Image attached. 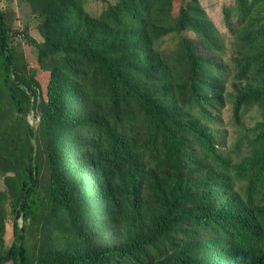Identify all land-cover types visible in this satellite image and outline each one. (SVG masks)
<instances>
[{"label": "trees", "instance_id": "trees-1", "mask_svg": "<svg viewBox=\"0 0 264 264\" xmlns=\"http://www.w3.org/2000/svg\"><path fill=\"white\" fill-rule=\"evenodd\" d=\"M27 1L43 19L47 41L40 46L41 53L59 59L45 70L49 74L46 99L40 98L39 85L35 83L36 88L31 79L13 78L16 62L10 29L0 8V90L5 91L9 111L23 115L32 110L40 116L52 183L44 194L38 192L42 172L38 140L28 152L18 136L34 138V130L26 123L22 130L15 126L9 132L8 128V134L0 136L4 185L0 233L9 202L15 243L0 252V264H169L171 257L173 264H264V123L250 130L253 138L239 137L230 150L218 148L214 136L198 127L211 109L224 105L227 78L223 79L221 71L206 58L196 57L189 40L181 39L176 62L185 70L184 83L181 99L174 104L170 89L149 93L141 85L154 79L141 70L142 64L132 63L136 47L103 48L98 37L106 25L99 34L80 36L85 24L80 23L85 19L81 3L86 0ZM163 1L120 0L101 18L120 30L144 29L152 7ZM260 1L236 0L224 16L229 21L228 13L235 10L245 21L249 7ZM180 7L176 31L190 30L209 44L202 12L193 5ZM258 36L264 38V32ZM250 75L264 78V52L246 60L237 77ZM242 97L243 103L253 105L264 100V89ZM65 102L81 114L66 116ZM241 105L234 114L237 123ZM243 149L246 156H241ZM86 167L94 182L92 206L107 204L115 216L122 211V217L139 221L144 192L150 188L148 176L156 175L148 170L164 171L153 189L160 210L152 217V233L139 242L131 237L120 248L95 254L58 253L48 246L30 255L24 244L25 230L17 225L20 218L41 223L53 234H81L83 224L77 228L72 222L70 196L89 201L88 189L82 188ZM159 187L169 190L168 202ZM65 216L72 223L68 230L62 222Z\"/></svg>", "mask_w": 264, "mask_h": 264}, {"label": "rangeland", "instance_id": "rangeland-1", "mask_svg": "<svg viewBox=\"0 0 264 264\" xmlns=\"http://www.w3.org/2000/svg\"><path fill=\"white\" fill-rule=\"evenodd\" d=\"M118 1L120 0H86L81 3L85 19L80 23L85 22V24L80 28V32L83 33L80 34L78 30L77 33L81 37L90 32L99 34L100 27L106 25L102 35L98 37V42H103V48L136 47L138 50L134 54L132 63L142 64L141 70L149 72L148 77L154 79L148 83L142 81L141 85L146 87L149 93L165 88L170 89L172 103H177V105L181 99L180 92L183 89L184 82L182 81L185 72L184 68L176 62L179 52L178 46L181 39L189 40V44L195 48L196 57L209 60L217 70L221 71L223 79L227 78L223 85L224 105L211 109L207 119L199 121L198 127L203 129L207 135L214 136L218 148L222 150H230L235 145L236 140L243 135L253 138L255 133L250 132V130H256L259 125L264 123V100L253 105L248 104V102L243 103L242 94L251 96L258 90L264 89V78L256 80L250 75L245 79H239L237 75L245 65L246 60L255 58L264 52V38L258 36L264 32V0L249 7L250 10L245 21H242L245 18L237 17L236 13H233L235 10L228 13L229 21L224 16L226 8L234 6L236 0H164L162 4H156L152 7V17L144 29L128 26L132 28L128 31L120 30L110 23L108 25L101 18L108 11V8L115 6ZM182 3H184V7L196 6L206 18L203 24L208 29L211 38L209 44L190 30L181 33L176 31L175 22L179 18ZM0 8L10 29V47L16 62L15 70L11 76L13 78L19 76L31 79L32 85L35 87V83L39 85L40 98L46 99L49 74L45 70L50 67L49 65L56 62L59 56L41 53L40 46L47 41L43 32L42 17L38 12L31 9L27 0H0ZM192 14L193 12L188 13L189 16ZM248 37L249 39H247ZM149 68H152L153 71ZM38 101L39 99L36 103ZM31 102H34L33 98ZM65 103L67 104L66 116H79L81 114L80 109L77 110L75 107L68 106V102ZM238 103L242 104L241 110H239L241 118L239 123L236 122L234 116ZM9 110H11V106L6 99L4 89H1L0 136L4 132L7 135V129L9 128V132H11L15 126L20 130L25 129V123L34 130V138L26 139L24 134L18 136L25 142L28 152H30V147L33 149L36 147V140H38V154L42 160V172L39 176L41 186L38 192L44 194L50 188L52 175L47 165L48 161L44 157L47 152L40 135L42 130L40 116L32 110L23 115H17L16 112ZM16 116L22 118V121L15 119ZM81 143L86 145L87 141L81 140ZM77 155L80 156V154ZM246 155V149H243L241 156ZM69 158L72 160L73 156ZM87 159L85 161H88ZM88 171L89 168L86 167L84 169L86 181H84L82 188L85 186L88 189L89 201L74 199L73 196H70L72 206H74L72 222L77 228L80 223L83 224L81 234H53L49 228L43 229L41 223L35 221L32 224L24 222L20 218L17 225L18 228L25 230L24 244L30 255H37L48 246L49 250L58 253L95 254L116 247L120 248L131 237L139 242L152 233V217L158 214L160 210V205L157 202L159 200L157 199L158 194H155L153 189L159 185L158 179L164 174V171L148 170V174L155 173L156 175L148 176L150 188L144 192L146 196L142 201L143 208L140 221L122 217L124 214L122 211L119 216H115L114 210L107 204L92 206L94 203V182L92 183ZM2 180L0 175V190H4ZM195 181H199V179ZM159 189L164 192L163 196L168 202L169 190H165L163 187H159ZM168 197L170 198V195ZM5 212L7 213L4 221L5 227L4 231L0 233V252L9 250L11 245L15 243L13 217L10 216L9 202L5 204ZM62 222L66 230L72 226L66 216ZM173 262L174 258L171 257L169 264H173Z\"/></svg>", "mask_w": 264, "mask_h": 264}]
</instances>
